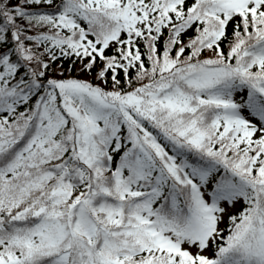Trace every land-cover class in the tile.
<instances>
[{"label":"snow or ice","instance_id":"6c2138e0","mask_svg":"<svg viewBox=\"0 0 264 264\" xmlns=\"http://www.w3.org/2000/svg\"><path fill=\"white\" fill-rule=\"evenodd\" d=\"M0 264H264V0H0Z\"/></svg>","mask_w":264,"mask_h":264}]
</instances>
